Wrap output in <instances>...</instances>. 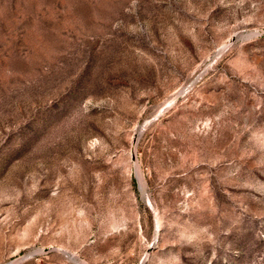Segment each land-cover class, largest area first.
Listing matches in <instances>:
<instances>
[{"label": "rangeland", "instance_id": "374dc122", "mask_svg": "<svg viewBox=\"0 0 264 264\" xmlns=\"http://www.w3.org/2000/svg\"><path fill=\"white\" fill-rule=\"evenodd\" d=\"M0 264H264V0H0Z\"/></svg>", "mask_w": 264, "mask_h": 264}, {"label": "bare ground", "instance_id": "6f19581e", "mask_svg": "<svg viewBox=\"0 0 264 264\" xmlns=\"http://www.w3.org/2000/svg\"><path fill=\"white\" fill-rule=\"evenodd\" d=\"M141 134V133H140Z\"/></svg>", "mask_w": 264, "mask_h": 264}]
</instances>
